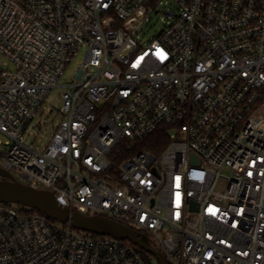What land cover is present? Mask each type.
Returning a JSON list of instances; mask_svg holds the SVG:
<instances>
[{"label": "built area", "instance_id": "1", "mask_svg": "<svg viewBox=\"0 0 264 264\" xmlns=\"http://www.w3.org/2000/svg\"><path fill=\"white\" fill-rule=\"evenodd\" d=\"M155 8L169 22L146 42ZM80 54L40 150L37 116ZM0 170L145 234L168 264H264V0H0ZM0 264L147 263L0 204Z\"/></svg>", "mask_w": 264, "mask_h": 264}, {"label": "water", "instance_id": "2", "mask_svg": "<svg viewBox=\"0 0 264 264\" xmlns=\"http://www.w3.org/2000/svg\"><path fill=\"white\" fill-rule=\"evenodd\" d=\"M0 204H18L38 211L58 223L72 222L74 229L110 236L120 241H130L142 251L153 255L159 264H168L162 252L151 247L148 237L132 228L101 216H89L81 213L71 214L68 208L61 206L55 193L47 190H35L16 182L5 171L0 170Z\"/></svg>", "mask_w": 264, "mask_h": 264}, {"label": "rangeland", "instance_id": "3", "mask_svg": "<svg viewBox=\"0 0 264 264\" xmlns=\"http://www.w3.org/2000/svg\"><path fill=\"white\" fill-rule=\"evenodd\" d=\"M166 1L164 2V4ZM165 6V5H162ZM160 8H155L152 12V14L149 17V20L145 22L143 25V30H142V37L144 41H150L153 37H155L160 31L164 28V26L169 22L167 17L163 12H161ZM83 59V54H80L76 60L68 66L66 69L64 75L59 81V87L55 88L52 93L49 95L47 98L46 103L40 110L37 119L39 117H43L44 120L48 121L49 126L45 127L42 129L40 132V135L35 141L36 147H38L40 150L46 149L48 145L50 144L54 134H55V128H57L62 119L63 115L59 114V110L62 107V102L60 99V94L64 93L66 88L64 87L65 85H70L76 82V73L78 71V61ZM35 138V137H34ZM0 180L2 178L0 177ZM14 208L18 210H22L24 212L30 211L29 208H26L22 205L18 204H11ZM137 251H142L140 248L137 246H134ZM152 264H159L157 259L155 257L151 258Z\"/></svg>", "mask_w": 264, "mask_h": 264}, {"label": "trees", "instance_id": "4", "mask_svg": "<svg viewBox=\"0 0 264 264\" xmlns=\"http://www.w3.org/2000/svg\"><path fill=\"white\" fill-rule=\"evenodd\" d=\"M168 133L167 132H160L156 135H153L151 137H149L146 141V144L143 147V149H146L147 151L153 153V154H158L160 153L167 145L168 143ZM30 212L32 213H40L38 211H35V210H31L30 209ZM50 219V218H49ZM51 221L53 222H56L52 219H50ZM128 242L129 244H131L133 247L136 246V245H133L130 241H126ZM151 246H152V243H151ZM138 247V246H137ZM139 248V247H138ZM140 253V255L142 256V258L144 259V261L147 263V264H152V261H151V258L154 257L153 255L149 254V253H146L145 251H138Z\"/></svg>", "mask_w": 264, "mask_h": 264}]
</instances>
